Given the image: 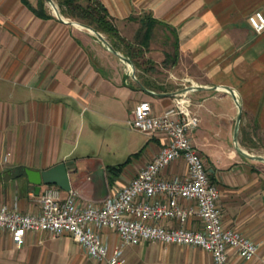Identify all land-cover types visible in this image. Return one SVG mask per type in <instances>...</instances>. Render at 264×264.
Wrapping results in <instances>:
<instances>
[{"label": "crops", "instance_id": "1", "mask_svg": "<svg viewBox=\"0 0 264 264\" xmlns=\"http://www.w3.org/2000/svg\"><path fill=\"white\" fill-rule=\"evenodd\" d=\"M101 1L123 31L152 15L175 42L178 38L170 79L160 85L134 79L130 64L89 29L63 21L46 6L48 18L24 0H0V206L39 213L46 185L37 193L26 170H45L62 161L75 164L70 177L81 203L103 204L168 142L164 133L147 135L128 126L136 105L150 101L162 114L173 106L176 91L201 85L190 92L192 110L201 117L194 141L219 186L224 225L259 245L252 260L232 252L231 263L264 264V166L231 148L228 123L236 99L225 88L234 90L243 111L264 131V31H255L248 21L253 12H264V0ZM29 2L37 8L40 0ZM222 114L224 130L214 119ZM164 175L186 176V161L177 160ZM186 226L197 229L202 223L193 219ZM101 234L112 247L121 242L112 229ZM125 260L213 264L211 253L200 247L168 243L129 246ZM0 264L103 263L69 233L27 231L20 245L0 229Z\"/></svg>", "mask_w": 264, "mask_h": 264}, {"label": "built area", "instance_id": "2", "mask_svg": "<svg viewBox=\"0 0 264 264\" xmlns=\"http://www.w3.org/2000/svg\"><path fill=\"white\" fill-rule=\"evenodd\" d=\"M248 21L255 31H264L262 10L250 14ZM190 92L176 91L173 106L162 114L155 112L150 101L136 105L128 126L147 135L164 133L168 142L103 204L89 201L83 205L77 190L64 192L50 184L41 193L39 213L1 205L0 229L11 232L20 245L27 231H49L54 236L69 233L103 264H126L125 249L146 243L200 247L211 253L213 264H232V252L252 260L259 250L257 241L224 225L219 186L194 143L201 120L192 110ZM181 158L187 163V175L165 176V169ZM193 219L202 227H187ZM173 220L176 226L164 223ZM106 228L119 234V244L112 247L105 240L101 231Z\"/></svg>", "mask_w": 264, "mask_h": 264}, {"label": "rangeland", "instance_id": "3", "mask_svg": "<svg viewBox=\"0 0 264 264\" xmlns=\"http://www.w3.org/2000/svg\"><path fill=\"white\" fill-rule=\"evenodd\" d=\"M81 1L83 3H87V0H81ZM54 2L57 5L58 11L60 12V14L65 19H68L70 21H75V22H78L80 24H86L84 21H82L80 19L65 15L62 12V6L60 3V0H54ZM45 6L47 7V9L52 14L59 17L56 9L51 4V2H49L48 0H45ZM80 28H82L84 30L88 29V28L82 27V26ZM118 30H119L120 36L125 38L126 41L133 42L135 47L141 48L143 46L144 53H139V55L136 56V59L139 62V66L137 67L136 64L134 63L135 64V72H134V74H133V71L131 72V76L134 79H136L134 77V75L137 77V80H143L145 82H146V79L149 78L150 81H155V83L157 85H160L161 82H163V81L166 82L167 79H170L169 78L170 77V71H168L169 70L168 68H170V66L173 62V58H171L170 56L168 57L167 53H170V54L174 53L175 37H174L173 33H168L167 28L163 25H156L153 32H152L151 38L149 39V45L144 47V45L139 44L137 42L138 34L142 35L143 31H144L143 21H141V23H138V22L132 23L131 26H129V28L125 29V31L121 30L120 27H118ZM89 31H92V30L89 29ZM103 35L112 45L115 44L121 48V49H117L118 51H120V52L126 54L128 57H130L127 54L128 49L126 48L125 42H122L116 36H110V35H107L106 33H103ZM127 35H130V37H128ZM148 75H150V77H148ZM171 79H174V77L171 76ZM182 85H183V83H182ZM182 85L180 86L178 84L177 86L182 87ZM188 85H190V84H188ZM188 85H185V86H188ZM185 86H183V88ZM232 105H233L235 112L233 113V116L229 120V123H228L229 124V127H228L229 133L227 136L229 138V143H230L233 151H235V153H239L240 155H242L243 157H245L247 159H252V158H249V157L243 155L237 149L234 134H235V127H236V123H237V119H238V113H239L240 108L236 102L232 103ZM220 109H222V108H220ZM241 109H242V119H241V122L239 125L238 136H237L238 146H240L244 150L250 152L251 154L264 156V131L260 130V128L258 127L257 119L249 117L248 113L243 111V107H241ZM214 119L216 121V124H218L220 126V129L224 130V128L226 126V119H227L226 116L224 114H222V115H219L218 117H214ZM200 120H201V117H200ZM200 125H201V121H200ZM215 130H217V129H215ZM218 134L219 133H217V131H215L214 135H218ZM219 135L224 136V134L223 135L219 134ZM194 136H195V134H194ZM194 139H195V137H194ZM194 143H195V141H194ZM252 160H254L255 163H259L260 165L264 166V161L256 160V159H252ZM206 165H207V162H206ZM134 264H142V263L140 262V263H134Z\"/></svg>", "mask_w": 264, "mask_h": 264}, {"label": "trees", "instance_id": "4", "mask_svg": "<svg viewBox=\"0 0 264 264\" xmlns=\"http://www.w3.org/2000/svg\"><path fill=\"white\" fill-rule=\"evenodd\" d=\"M24 2L33 9V11L41 17L48 18L51 15L45 8V0H40L39 6L33 7L29 0H24ZM62 6V12L70 17H74L84 21L86 24L94 27L96 30L106 33L110 36L118 37L122 42H125L126 48L128 49V55L134 60L136 66H139V62L136 56L139 53H144L143 46L137 48L134 46L133 42L126 41L125 38L120 36L118 26L116 24L115 18L110 14L108 8L101 0H87V3H83L81 0H60ZM159 23L158 20L149 15L143 20L144 31L143 34H138L137 42L145 46L149 45V39L151 38L152 32L155 26ZM140 35V36H139ZM116 49H121L117 45H113ZM176 53L175 55H169L173 58V62L176 60L177 49H178V38L175 42ZM144 83H147L144 81Z\"/></svg>", "mask_w": 264, "mask_h": 264}, {"label": "water", "instance_id": "5", "mask_svg": "<svg viewBox=\"0 0 264 264\" xmlns=\"http://www.w3.org/2000/svg\"><path fill=\"white\" fill-rule=\"evenodd\" d=\"M49 2H51V4L54 6V8L56 9L58 16L65 22L68 23H74L77 25H81L82 27H86L90 30H92L96 36L111 50L113 51L115 54H117L119 57H121L123 60L127 61L130 66L132 67V71L133 74L135 72V64L134 61L128 57L126 54L118 51L117 49L114 48V46L105 38V36L103 35L102 32L96 30L95 28H93L92 26L88 25V24H80L78 22L75 21H70L68 19H65L60 12L58 11L57 5L54 2V0H48ZM134 77L137 79V77L134 75ZM204 88L201 85H195V84H190L188 86H185L183 89L179 90L180 92H188V91H193V90H197V89H202ZM229 92H231L235 99L236 102L240 108L239 113H238V119H237V123H236V127H235V142L237 145V149L240 153H242L243 155L252 158V159H256V160H261L264 161V156L262 155H256V154H251L250 152L244 150L243 148H241L240 146H238V130H239V125L242 119V104L240 102V100L237 97V94L234 92V90L231 87H225ZM75 167V164L73 161H62L60 163H58L57 165L50 167L48 169L45 170H36V169H30L28 168L26 170L29 179L31 181V183H33L36 186V191L37 193H40V191L43 188V185H50V184H54V185H58L59 187H61L63 190L65 191H69L72 189V182H71V177H70V170L73 169Z\"/></svg>", "mask_w": 264, "mask_h": 264}, {"label": "bare ground", "instance_id": "6", "mask_svg": "<svg viewBox=\"0 0 264 264\" xmlns=\"http://www.w3.org/2000/svg\"><path fill=\"white\" fill-rule=\"evenodd\" d=\"M81 27V25H79Z\"/></svg>", "mask_w": 264, "mask_h": 264}]
</instances>
